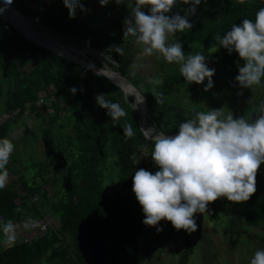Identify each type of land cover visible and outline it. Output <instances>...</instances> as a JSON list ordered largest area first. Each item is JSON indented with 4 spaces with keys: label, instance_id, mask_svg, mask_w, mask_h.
I'll return each mask as SVG.
<instances>
[{
    "label": "trees",
    "instance_id": "trees-1",
    "mask_svg": "<svg viewBox=\"0 0 264 264\" xmlns=\"http://www.w3.org/2000/svg\"><path fill=\"white\" fill-rule=\"evenodd\" d=\"M47 1L49 4L44 5ZM81 1L79 0L80 3ZM10 3L42 25L50 27L60 24L68 32L89 41L94 49L102 50L109 55L117 63L116 71L126 77L144 96L146 120L154 129L161 131L154 120L153 123L149 120V117L152 118L154 115H157L158 122L166 120L157 110L156 114L150 110L151 104H156V92L154 94L149 86H139L138 79L126 74V66L135 50L130 48L132 38H123L121 29L112 32L89 24L78 25L75 16L69 18L68 9L58 0H35L33 4H36L30 10H25L23 5L18 6L13 0ZM191 6L177 0L171 11L173 15L185 16ZM261 7H264V0H243V3L240 0H201L196 6L195 13L188 15L193 27L170 38L173 42L176 40L181 43L186 56L203 53L210 69H215L226 79L235 80L238 68L243 66L244 61L235 51L229 54L227 49L219 46L216 36L218 34L223 36L243 19L254 20L255 12ZM1 19L0 17V48L5 45L12 50L7 56L0 53V68L7 72L9 82L12 84V87L5 91L4 106L9 110L18 108L21 112L23 101L35 103L37 92L34 89L39 85L53 86L54 94L59 97L65 94V89L70 91L75 88L76 91L75 93L70 91L73 98L70 115L72 124L64 135L62 146L58 149L53 146L52 130L49 127L42 130L41 142L46 149L45 156L55 167L47 168L45 160L41 164L35 163L34 172L31 174L33 179L29 181L21 177L17 181L11 180L9 187L0 189L2 231L11 224L24 226L28 220L41 217L44 211L34 202L27 200V197L29 194L42 196L46 193L43 185L55 184L57 180L61 185L62 194L45 210L57 221V228L43 235H34L25 241H1L0 264H90L91 261L85 262L80 256H76V261L72 259L68 249L78 254L83 247L108 236L122 240L121 253L126 256L125 264H140L136 237L142 226L143 214L131 191V177L139 168L153 173L159 169L147 165L142 158L136 156V146L144 139V131L142 130V133L139 129L140 124L136 123L135 119L130 124H125L122 117L114 122L107 115V110L100 108L96 103L95 98L99 94H104L105 99L112 103H118L119 97H122V89L105 76L93 71V74L88 76L89 73L81 69L82 65L79 66L40 45L29 42L6 20ZM112 46H121L124 55L120 56L115 51L109 52ZM154 55H156L152 60L154 71L164 70L162 84L156 86V89L159 88L163 92L174 82L180 65L169 64L164 59H159L163 58L161 55ZM18 58L23 59L22 64L28 63L26 70L19 69L15 62ZM79 74H83L84 78L80 79ZM258 87L264 91V78ZM260 102L264 103V94ZM7 123L6 121L0 123V140ZM126 125H131L134 133L130 138L123 131ZM144 134L148 137L146 133ZM105 142L108 143L111 154L106 151L103 145ZM146 148L150 154L153 148L152 140L147 141ZM109 159H112L115 168L117 187L112 192L106 189L103 181V171ZM134 160L140 163L137 165ZM259 170L264 172V164H261ZM257 177L255 194L246 202L231 204L234 213L248 226L264 228V179L258 174ZM175 234L182 248L177 264H186L193 248L191 237L183 230L176 231ZM193 234L197 236L201 245L206 246L208 241L211 245L208 236L205 238L203 235V238L201 234V237H198L197 231ZM210 254L213 261L212 245ZM97 256L99 259L115 257L104 251L99 252Z\"/></svg>",
    "mask_w": 264,
    "mask_h": 264
},
{
    "label": "clouds",
    "instance_id": "clouds-1",
    "mask_svg": "<svg viewBox=\"0 0 264 264\" xmlns=\"http://www.w3.org/2000/svg\"><path fill=\"white\" fill-rule=\"evenodd\" d=\"M108 2L99 0L101 6ZM122 2L115 0L116 4ZM181 2L192 5L185 16L167 15L177 0H135L134 7L130 3L131 15L124 20L123 38L133 37L144 56L159 53L167 63L180 65V75L187 84H201L207 79L204 90L208 91L213 87L215 70L207 66L205 55L198 52L186 56L181 43L176 40L169 43L170 36L193 27L188 15L195 13L201 0ZM63 3L69 18H74L77 8L84 10L79 0ZM145 6L149 8L147 14L142 10ZM216 41L229 54L235 51L244 61L235 77L239 86L249 89L259 86L264 78V7L255 12L254 20L243 19L223 36L218 34ZM108 51L124 55L121 46H112ZM148 83L158 85L162 81L149 79ZM70 91L75 93L76 89ZM152 91L155 94V87ZM156 96L157 102L163 104L162 94ZM95 99L114 122L127 115L118 103L106 100L104 94ZM123 131L129 138L134 134L131 125H126ZM147 138L153 141V148L146 156L151 157L159 170L153 173L139 168L131 177V191L143 214L141 222L155 228L157 233L163 231L158 227L163 221L177 232L191 234L197 231L196 214L207 212L210 203L220 198L243 203L255 194L258 170L264 164V104L259 106V114L253 120L244 116L234 118L233 114L224 117L223 108L209 109L179 123L175 136L153 130ZM13 150L11 140H0V189L7 184V165ZM250 264H264V249L254 253Z\"/></svg>",
    "mask_w": 264,
    "mask_h": 264
},
{
    "label": "rangeland",
    "instance_id": "rangeland-1",
    "mask_svg": "<svg viewBox=\"0 0 264 264\" xmlns=\"http://www.w3.org/2000/svg\"><path fill=\"white\" fill-rule=\"evenodd\" d=\"M13 1L18 6L23 5L25 10H30L32 6L36 4H33L35 0ZM58 1L63 3V0ZM130 3L134 7L135 0H124V2L120 4H116L115 0H109L104 6H101L97 0H82L80 4L83 5L84 10L77 8L75 20L78 25L89 24L95 27L108 29L112 32L121 29L123 35L124 20L131 15ZM38 4L39 3H37V5ZM48 4V1L44 3V5ZM142 10L146 14L149 12L147 6L143 7ZM167 15L171 16L173 12L170 11ZM105 16H107V18H105ZM33 20L39 23V21ZM49 20L52 22L51 19ZM45 27L53 32L61 43L67 46L73 48H88L87 46H89V48H94L89 41L81 38L77 34L68 32L63 26H60V24ZM128 38H132V45L130 48L135 50H132L131 60L126 66V74L129 77L138 79L139 86L146 85L149 86L150 89L155 87L156 94H162L164 103H158L157 96H155L156 104H151L150 110L154 114H156L155 112L157 110L166 120L158 122L156 120L157 115H154L152 118L149 117V120L151 122L154 120L155 122H153L155 125L162 132L164 131L166 135L175 136L178 133L179 123L192 118L196 112L200 111L223 108L224 117L233 114L234 118L244 116L246 119L250 120L255 119L259 114V106L264 104L260 102V98L264 94V91L258 86H252L250 89L241 88L238 82L220 76L215 69L214 75L212 76L213 87L208 91L204 90L207 79L201 84H187L180 75V72L177 71L174 82L170 84L166 91L161 92L159 88L156 89L157 85L148 83L149 79L161 80L163 76L164 70L154 71L152 64V60L156 56L154 54H160L154 53L151 57L144 56L142 55L141 47L135 44L134 38ZM172 42L173 40L169 37V43ZM99 51L106 54L102 50ZM106 56L108 60L103 63H98L99 66L116 71L117 63H113L112 61L114 60L109 55ZM159 59L163 58L160 57ZM22 61V58H18L15 62L18 64L19 69L23 71L28 67V63L22 64ZM82 66H80L81 69L87 71L89 73L88 76L93 74L91 72L92 70L90 71L88 68L86 69L85 66H83L85 68ZM79 75L80 79L84 78L83 74ZM101 81L105 85V82L103 80ZM116 85L118 86L117 83ZM11 87L12 84L9 82L7 72L0 68V114L3 115V120L0 123L5 121L8 122L6 128L2 131V140L9 139L14 145V150L7 165L8 181L4 188L10 186L11 180L17 181L21 177L30 181L32 178L31 174L35 169V163L41 164V162L45 160L46 166H48L47 168L50 169L51 167H55L52 161H48L45 156L46 149L41 142L42 130L48 127L52 130V144L58 149L62 146L61 143L63 142L64 135L72 124V122H70V115L73 98L69 90L65 89V94L59 97L54 94L55 88L53 86L39 85L35 87L34 90L42 95L45 105L41 106L36 105L34 102L29 103L23 101V109L20 112L18 108L9 110L7 106L3 104L5 91L7 88ZM118 104L127 113L126 116L122 117L125 124H130L134 119L136 123H138L137 104L132 97L127 95L123 90L122 97H119ZM55 118H57V120H55ZM147 124L151 126L148 121ZM146 132L149 131L146 130ZM143 137V142L136 146V156L142 158L147 165L156 167L151 157L146 156L150 155L146 148V144L147 141L151 139L145 136ZM103 145L108 154H111L108 143L105 142ZM114 170L112 159H109L107 161V167L103 171V181L106 189L110 192L114 191V188H117L115 185ZM258 175L264 179V172L261 170H258ZM257 179L258 177H256V181ZM43 188L44 192H46L45 194L42 196L38 194L31 196V194H29L27 200L34 202L40 210H43V215L49 216L45 210L56 197L62 194V188L57 180L55 184H44ZM195 219L198 226V237H201L202 234L205 238L208 236L211 239L213 261L210 257V242L208 241L206 246L201 245L197 236L191 233L189 236L191 237L193 248L186 264H211V262H213L212 264H250V260L254 253L257 250L264 249V228L248 226L234 213L231 202L227 201L225 198H220L210 203L208 205V211L203 214H196ZM55 222L58 224L56 220ZM158 227H162L163 231L157 233L155 228H148L143 224L141 226L140 232L136 237L138 256L141 259L140 264H177V259L182 248L176 239V231L170 224L163 221ZM8 238V228L6 227L0 231V242H5Z\"/></svg>",
    "mask_w": 264,
    "mask_h": 264
},
{
    "label": "bare ground",
    "instance_id": "bare-ground-1",
    "mask_svg": "<svg viewBox=\"0 0 264 264\" xmlns=\"http://www.w3.org/2000/svg\"><path fill=\"white\" fill-rule=\"evenodd\" d=\"M8 0H0V17L9 23H11L16 29H18L23 36L28 38L30 41L39 44L40 46L44 45L51 50H55L65 56H68L72 59H75L81 62V65L85 66L89 70L93 72L104 75L108 80H110L114 84H118V87L127 94L132 97V94L128 88L125 86L124 81L120 79V77L113 73L109 68H102L99 66L98 63H103L104 61L108 60L106 54L102 55L99 50L94 48H73L61 43L56 35L49 31L45 26L37 23L33 19H29L28 15L19 11L14 5L13 7L7 3ZM21 12L18 13L17 10ZM28 16V17H27ZM110 61V60H109ZM135 95V93H134ZM137 104V103H136ZM139 124L141 129L146 133L147 136L151 135L154 129L153 127L147 124V120L144 115H142V101L140 99L139 106ZM149 131V132H146Z\"/></svg>",
    "mask_w": 264,
    "mask_h": 264
},
{
    "label": "built area",
    "instance_id": "built-area-1",
    "mask_svg": "<svg viewBox=\"0 0 264 264\" xmlns=\"http://www.w3.org/2000/svg\"><path fill=\"white\" fill-rule=\"evenodd\" d=\"M0 53L4 56H7L12 53V50L5 47V45H2L0 48ZM36 95V105H45V101L42 95L39 93H37ZM9 226L10 228L12 227V229L10 231L8 230L9 238L7 242H17L20 240L25 241L32 238L34 235H43L47 231L55 230L57 228L55 219H53L51 216L45 215L28 220L24 226H19L16 223ZM122 249L123 242L121 239L115 236H108L102 237L95 243L83 247L78 252V254H75L68 249V254L75 261L76 256H80L85 259V262L91 261L90 264H125L126 256L121 253ZM103 251L106 254H112L115 257H109L108 259H99L97 254Z\"/></svg>",
    "mask_w": 264,
    "mask_h": 264
},
{
    "label": "water",
    "instance_id": "water-1",
    "mask_svg": "<svg viewBox=\"0 0 264 264\" xmlns=\"http://www.w3.org/2000/svg\"><path fill=\"white\" fill-rule=\"evenodd\" d=\"M7 3L10 5V6H12L13 7V4H11V3H9L8 1H7ZM15 10H17L16 8H15ZM17 12L18 13H20L21 14V12H19L18 10H17ZM28 17V16H27ZM29 19H32L30 16L28 17ZM8 22V21H7ZM9 23V22H8ZM20 35H22V33L18 30V29H16L11 23H9ZM23 36V35H22ZM26 40H28L29 42H31V43H34V42H32V41H30L28 38H26L25 36H23ZM34 44H36V43H34ZM36 45H39V44H36ZM41 47H43V48H45L46 50H48V51H51V52H53V53H56V54H58V55H60V56H62V57H64V58H67V59H69V60H71V61H73V62H76V63H78L79 65L81 64V62H79V61H77V60H75V59H72V58H70V57H68V56H65V55H63V54H61V53H59V52H57V51H55V50H51V49H49V48H47V47H44V45H42ZM112 71V70H111ZM92 72V71H91ZM113 72V71H112ZM113 73H115V74H117L119 77H120V79H122L123 81H124V84H125V86L128 88V90L131 92V93H133L132 94V99L137 103V105L139 106V104H140V99H141V101H142V110H143V113H142V115H144L145 116V118L147 117V112H146V106H145V102H144V98H143V96L141 95V93L137 90V88L134 86V85H132L128 80H127V78L126 77H124L123 75H121L120 73H119V71H114ZM134 93H135V95H134ZM137 109V114H138V124H139V113H140V111H139V107H137L136 108ZM139 129L141 130V132L143 133V131H142V129L139 127ZM156 131H159V130H156ZM143 135L145 136V134L143 133ZM166 135V134H165ZM168 136H172V135H168ZM146 137V136H145ZM11 229H12V227H11Z\"/></svg>",
    "mask_w": 264,
    "mask_h": 264
},
{
    "label": "crops",
    "instance_id": "crops-1",
    "mask_svg": "<svg viewBox=\"0 0 264 264\" xmlns=\"http://www.w3.org/2000/svg\"><path fill=\"white\" fill-rule=\"evenodd\" d=\"M4 73V72H3ZM1 113V110H0ZM3 120V115L0 114V122Z\"/></svg>",
    "mask_w": 264,
    "mask_h": 264
}]
</instances>
